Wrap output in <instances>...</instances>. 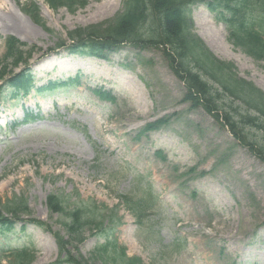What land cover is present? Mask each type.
Returning a JSON list of instances; mask_svg holds the SVG:
<instances>
[{"label": "rangeland", "instance_id": "obj_1", "mask_svg": "<svg viewBox=\"0 0 264 264\" xmlns=\"http://www.w3.org/2000/svg\"><path fill=\"white\" fill-rule=\"evenodd\" d=\"M123 1L88 0L70 14L42 0H0V79L30 68L33 81L25 97L0 102V200L15 196L27 211L0 232V249L31 245L32 264H57L54 233L67 237L66 217L51 214L46 197L69 196L72 207L78 194L83 201L115 206L116 195L136 190L139 174L159 198L156 212L138 227L119 208L121 225L106 227V237L124 246L129 257L143 264H264V164L233 138L223 119L224 125L183 101L186 87L160 50L124 46L105 61L53 52L58 42L70 45L67 33L111 20ZM32 4L45 28L22 12ZM190 18L192 32L215 58L234 65L240 79L264 93L261 64L227 41L213 13L197 4ZM203 23L219 50L200 37ZM75 78L74 87L35 92L49 81ZM97 88L110 93L109 101L92 93ZM221 96L215 103L220 118L246 113ZM157 121L162 124L143 132ZM243 133L262 144L259 130L246 126ZM83 238L67 245L70 256L88 258L105 239L89 228ZM174 242L178 254L172 253ZM3 258L0 264H12V256Z\"/></svg>", "mask_w": 264, "mask_h": 264}, {"label": "trees", "instance_id": "obj_2", "mask_svg": "<svg viewBox=\"0 0 264 264\" xmlns=\"http://www.w3.org/2000/svg\"><path fill=\"white\" fill-rule=\"evenodd\" d=\"M43 1L54 11L65 8L70 14L87 5V0ZM197 4L205 6L214 14V20L224 25L228 33V41L234 47L239 48L252 59L262 62L264 69V0H124L121 12L111 20L67 33L68 40L75 44L69 49L85 51L101 59H106L107 53L125 45L138 50H160L169 68L186 87L184 101L190 102L193 107L201 106L217 120L223 119L232 135L264 163V93L251 83L236 77L234 67L216 60L192 33L190 8ZM31 7L29 11L24 9V13L34 23L44 27L36 5L32 4ZM8 44L9 52L13 47L15 50V41ZM62 47L65 48V44L58 42L56 49ZM18 61L20 58L17 56L16 63ZM8 83L13 95L14 91L26 92L31 87L26 69L11 77ZM56 87V83L49 82L46 88ZM218 89L232 101L240 103L246 113L237 114V120L227 113H223L220 118L219 109L215 104L221 98ZM3 92L4 85L0 86V99ZM101 92H97V95L101 99L109 100V95ZM249 113H253V117ZM238 125L252 126L259 130L262 144L257 146L255 142L247 141V136L243 133L244 129L239 128ZM154 127L155 124L148 125L145 130ZM68 200L67 196L49 195L46 198V206L51 214L66 217L63 228L67 230L69 241H81L82 230L87 227L104 234L102 231L104 220H108L109 224L119 223L111 214L114 210L106 207L100 210L95 203H87L80 199L79 204L70 208ZM121 200L139 225L156 207V199L149 192L138 199L122 196ZM26 213L25 202L16 197L0 203V231H7L20 215ZM36 225L47 229L43 223L37 222ZM54 237L60 255L58 264H90L95 261L102 264H142L137 257H127L125 248L115 242L96 247L87 260L77 259L71 257L66 250L68 240H64L57 233H54ZM175 244L174 242L172 246ZM162 249L163 247H160V250ZM32 251L27 247L14 251L12 264H31ZM175 252L178 250L176 249Z\"/></svg>", "mask_w": 264, "mask_h": 264}, {"label": "bare ground", "instance_id": "obj_3", "mask_svg": "<svg viewBox=\"0 0 264 264\" xmlns=\"http://www.w3.org/2000/svg\"><path fill=\"white\" fill-rule=\"evenodd\" d=\"M20 14V13H19ZM21 15V14H20ZM22 16V15H21ZM22 17H24V16H22ZM25 18V17H24ZM26 19V18H25ZM201 29L204 31L203 33H204V37L202 36V35H200V37L201 38H203V39H205L206 41H209V42H211V43H213L214 45H215V49L216 50H219V44L217 43L218 41L216 40V38L214 37V35L212 34V32L208 29V27L206 26V25H204V23L202 24V26H201ZM137 92H138V94H139V96L141 97V98H143V96H142V94H141V92L140 91H138V89H137ZM136 92V93H137Z\"/></svg>", "mask_w": 264, "mask_h": 264}]
</instances>
